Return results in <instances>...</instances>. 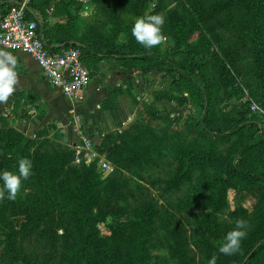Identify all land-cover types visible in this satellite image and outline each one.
Instances as JSON below:
<instances>
[{"label":"rangeland","instance_id":"obj_1","mask_svg":"<svg viewBox=\"0 0 264 264\" xmlns=\"http://www.w3.org/2000/svg\"><path fill=\"white\" fill-rule=\"evenodd\" d=\"M224 1L40 0L36 6L49 40L70 38L129 52L146 49L132 35L135 19L163 14L167 40L151 49L197 69L210 90L206 113L197 87L159 62L103 57L97 69L93 65L89 69L90 78L103 71L97 84L112 91L104 103L107 110L78 143L73 144L67 131L54 124L31 134L17 115L0 118V137L6 129L23 135L12 145L18 159L34 160L38 155L55 163L62 157L72 160L73 166H88L84 171L93 170L102 180L116 176L124 180L125 201L120 205L126 215L107 216L96 223L101 237L127 222L141 206L154 207L157 218L148 227L151 239L145 243L152 258L144 264H209L213 256L216 264H222L217 255H226L219 248L238 219L247 222L238 254L249 245L255 256L249 255L245 264H264V244L257 240L264 234V185L229 177L226 192L220 191L221 164L230 162L250 140L249 150L238 162L264 176V112L253 107L264 108V92L253 68L249 34L228 17ZM194 13L204 21L203 30L197 28ZM223 47L230 48L236 59L235 67L229 66V77L222 74L219 62ZM203 114L214 131L201 123ZM237 124H242L241 129L231 132ZM76 156L82 161L76 162ZM23 221L22 216L0 217V239L11 226L20 229ZM26 246L42 256L38 245ZM46 260L52 264L56 256Z\"/></svg>","mask_w":264,"mask_h":264},{"label":"trees","instance_id":"obj_2","mask_svg":"<svg viewBox=\"0 0 264 264\" xmlns=\"http://www.w3.org/2000/svg\"><path fill=\"white\" fill-rule=\"evenodd\" d=\"M13 1L11 0L6 9ZM224 3V8L230 11L228 17L236 20L242 29H245L246 35L249 34L248 40L254 58L253 68L260 78L264 92V0H225ZM31 6V4L28 6L27 16L38 23L39 36L49 49L57 51L68 47L78 48L81 51L82 62L89 71L91 65L97 69V63L103 57L113 59L133 57L150 63L159 62L169 72L177 73L182 80L197 87L203 110L207 112L210 104L208 83L200 80L193 65L189 67L179 65L148 48L129 52L93 43H78L70 38L49 40L46 38L45 25L31 13L33 11ZM5 12L6 10L3 14ZM193 16L197 28L203 30L201 25L204 21L199 20L197 13ZM233 20L231 21L234 22ZM239 32L243 34L242 30ZM219 62L222 74L229 77L231 75L229 66L235 67L236 64L230 48H222ZM106 101L108 99L102 102L103 110H107L104 107ZM201 123L214 131L209 127L206 114H203ZM241 127L242 124H237L231 132H236ZM215 132L220 133L221 130L217 129ZM5 133H7L5 136L0 137V171H17L18 158L12 152L13 143L23 135L12 129H6ZM250 142L251 140L237 150L230 158V162L221 164L223 170L219 182L222 193L226 192V187L229 186V177L249 184L261 182L264 185V176L244 169L238 162L239 157L249 150ZM32 161L33 173L23 181L19 197L14 200L7 198L0 200V217H6V220L17 216L24 218L20 229L11 226L1 235L0 264H50L46 258L54 256L56 262H51L52 264H144L145 259L152 258L145 245L146 242L148 245L151 239L148 227L157 218V211L152 205L138 208L129 216L127 222L116 225L108 236L101 237L96 229V223L103 221L107 216L126 215L124 207L120 205V202L125 201L122 195L124 180L117 176L102 180L96 177L93 170L84 171L89 169L85 168L88 166H73L72 160L62 157L55 163L52 161L47 163L45 158L35 155ZM5 223L7 225L8 222ZM165 223L168 228L172 227L170 221L165 220ZM262 235L257 238L261 241L260 246L264 244V234ZM29 243L38 245L42 256L35 254L30 246H26ZM248 247L249 245L244 246L239 254L236 252L226 257L217 256L222 264H245L249 255L250 258L255 256L250 254L251 248Z\"/></svg>","mask_w":264,"mask_h":264},{"label":"crops","instance_id":"obj_3","mask_svg":"<svg viewBox=\"0 0 264 264\" xmlns=\"http://www.w3.org/2000/svg\"><path fill=\"white\" fill-rule=\"evenodd\" d=\"M10 2L11 0H0V18ZM39 2L40 0H31L30 4L33 10L31 13L41 20L36 7ZM2 50L8 51L16 58L19 82L9 101L0 104V116L17 115L21 120L20 125L31 134L45 127L52 128L50 126L54 124L67 131L66 134L73 144L78 143L81 135H86L90 127L95 128L96 121L104 116L102 102L109 99L112 91L97 84V79L103 71H100V75L90 78L80 99H74L52 87L36 61L27 52ZM71 126L75 127V132Z\"/></svg>","mask_w":264,"mask_h":264},{"label":"built area","instance_id":"obj_4","mask_svg":"<svg viewBox=\"0 0 264 264\" xmlns=\"http://www.w3.org/2000/svg\"><path fill=\"white\" fill-rule=\"evenodd\" d=\"M78 1L85 3L87 0ZM30 3L31 0H14L1 16L0 48L27 52L52 87L68 97L80 99L90 81L81 51L76 47L57 51L49 49L39 36L38 23L27 16ZM79 161H82L81 158L76 156V162Z\"/></svg>","mask_w":264,"mask_h":264},{"label":"clouds","instance_id":"obj_5","mask_svg":"<svg viewBox=\"0 0 264 264\" xmlns=\"http://www.w3.org/2000/svg\"><path fill=\"white\" fill-rule=\"evenodd\" d=\"M153 7H155L153 5ZM165 24V17L161 13L147 14L135 19L132 26V35L135 40L145 48L151 49L162 45L167 37L163 34L162 28ZM18 62L16 58L6 50L0 49V104L9 101V98L17 90L19 75L17 71ZM254 110L264 112L259 104H254ZM33 173V161L28 157L18 159V170L0 171V200L5 198L14 200L20 194L23 181L27 180ZM247 222L238 219L235 227L228 231L219 252L225 255H232L240 250L241 242L246 236ZM209 264H216V257L209 260Z\"/></svg>","mask_w":264,"mask_h":264}]
</instances>
